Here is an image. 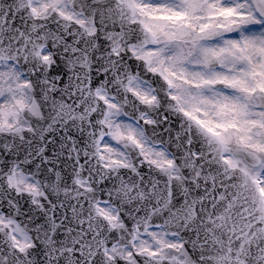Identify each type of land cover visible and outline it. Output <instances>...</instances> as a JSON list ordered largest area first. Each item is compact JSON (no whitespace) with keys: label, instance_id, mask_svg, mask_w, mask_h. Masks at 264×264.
I'll list each match as a JSON object with an SVG mask.
<instances>
[{"label":"snow or ice","instance_id":"obj_1","mask_svg":"<svg viewBox=\"0 0 264 264\" xmlns=\"http://www.w3.org/2000/svg\"><path fill=\"white\" fill-rule=\"evenodd\" d=\"M0 264H264V0H0Z\"/></svg>","mask_w":264,"mask_h":264}]
</instances>
